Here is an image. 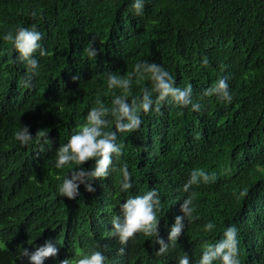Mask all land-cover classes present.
<instances>
[{"label":"trees","instance_id":"obj_1","mask_svg":"<svg viewBox=\"0 0 264 264\" xmlns=\"http://www.w3.org/2000/svg\"><path fill=\"white\" fill-rule=\"evenodd\" d=\"M132 3L0 0V264H30L20 257L21 249L48 235L69 243L65 255L72 259L98 242L105 264H177L184 252L196 255L198 245L182 235L160 256L155 237L137 233L121 245L108 235L119 205L155 188L161 198L159 235L167 242L180 212L169 209L166 199L195 162L216 176L215 189L203 197V220L215 225L206 235L208 243L218 242L234 225L240 264H264V0H145L142 16L133 13ZM21 26H35L48 52L35 54L38 74L27 88L21 83L29 75L25 64L2 39ZM92 39L96 58L84 52ZM204 56L207 67L201 66ZM142 60L161 64L178 87L191 84L193 100L202 109L194 112L166 101L159 111L153 105L142 114L138 131L118 134L125 149L119 160L114 158V167L127 163L129 191L122 192L119 173L110 172L91 182L94 192L81 185L76 199L60 197L58 184L77 165L56 169L57 149L85 123L97 98L110 106L119 94L107 87L106 73L123 75ZM77 74L80 79L73 81ZM222 77L229 78L232 103L214 96L201 100V93ZM142 87H151V81H133V95ZM22 125L33 136L48 129L50 143L35 137L21 146L13 134ZM94 163L83 167L92 169ZM121 247L123 255L118 254Z\"/></svg>","mask_w":264,"mask_h":264},{"label":"clouds","instance_id":"obj_2","mask_svg":"<svg viewBox=\"0 0 264 264\" xmlns=\"http://www.w3.org/2000/svg\"><path fill=\"white\" fill-rule=\"evenodd\" d=\"M144 9L145 0H133L132 11L135 15L142 16ZM30 15L35 18L37 14L33 11ZM2 39L13 45L18 53L17 61L25 64L28 70L29 75L21 82L22 86L31 87L32 78L38 74L39 68V61L35 58V54L38 52L41 57L48 55L40 43L43 39L42 34L35 26L30 28L21 26L7 31ZM95 44V39H92L84 48L89 58H96L99 54ZM208 64L207 56L202 57L201 66L207 67ZM106 78L107 87L119 89V94L112 96L110 106L97 98L86 114L85 123L68 138L66 143L60 144L55 153L54 167L56 169H62L69 164L77 165L58 184L57 192L60 197L76 199L80 195L81 185H84L87 192H94L95 188L91 182L108 178L110 172H118L121 177L120 190L129 191L133 184L132 173L127 163L118 168L114 167V158L119 160L125 149L123 143L117 142L118 134L138 131L143 123L142 114L149 113L153 105L157 106V111H159V105L166 101L180 108L190 107L194 112L200 111L203 107L200 102L193 100L191 84L183 88L176 86L170 72L154 61H139L130 72L123 75L119 70L115 72L109 70ZM145 78L151 81V87H142L140 94L133 95V81L139 83ZM79 79V74L72 76L73 81ZM228 79V77L217 79L201 93L200 99L214 96L225 105L231 104L233 95ZM182 114V112L178 113V115ZM113 123L114 127L110 129L109 125ZM13 135L21 146H27L35 137L42 139L46 144L50 143L48 129H39L33 136L30 134L29 127L22 125ZM88 161L95 162L92 169L83 167ZM190 165L184 179L182 178L183 180L174 186L173 196L166 199V206L169 209L175 207L180 212V215L174 217V223L168 229L167 242L159 235L160 221L157 218V212L161 207V198L159 190L155 188L143 194L128 196L119 205V214L111 218L112 230L108 235L118 239L121 245L127 244L129 239L134 238L137 233L155 237V244L159 245L156 251L157 256L165 254L170 247H174L182 235L198 245V252L192 257L187 252L182 253L178 257L177 264H190V261L198 257L200 259L197 264H214L217 261L219 264H240L238 229L234 225L223 231L218 242L208 243L206 240V235L211 233L215 225L211 221L203 220V197L215 189L216 176L208 172L199 162ZM200 224H204L202 226L204 232L199 230ZM68 245L69 243L57 242L48 235L29 247H23L20 257H27L30 264H105L107 260L98 242L88 252L75 255L74 259L65 255L70 249ZM124 252L123 247L118 249L119 255H123Z\"/></svg>","mask_w":264,"mask_h":264}]
</instances>
